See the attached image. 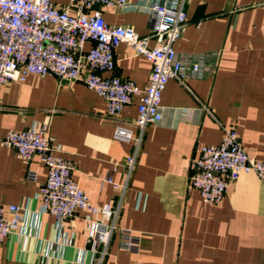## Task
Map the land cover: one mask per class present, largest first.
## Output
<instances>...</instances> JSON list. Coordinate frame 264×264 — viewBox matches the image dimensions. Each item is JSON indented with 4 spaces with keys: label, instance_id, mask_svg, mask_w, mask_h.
<instances>
[{
    "label": "crops",
    "instance_id": "obj_1",
    "mask_svg": "<svg viewBox=\"0 0 264 264\" xmlns=\"http://www.w3.org/2000/svg\"><path fill=\"white\" fill-rule=\"evenodd\" d=\"M152 2L128 0L126 9L102 12L108 24L129 26L144 38L151 35ZM185 9L188 23L175 50L202 70L186 87L169 81L163 124L143 132L136 126L139 97L109 116L106 101L82 82L31 76L0 87V206L24 213L17 233L0 243V264H95L83 213L59 230L41 212L46 167L2 144L10 131L42 125L50 127L58 155L74 164L72 177L90 200L119 207L118 225L141 237L134 254L120 249L115 233L102 264H263L264 183L243 174L221 204L210 206L189 187V175L201 148L218 145L225 129H235L249 156L264 161V0H188ZM115 61L114 75L139 88L148 84L152 65L145 57L121 45ZM119 126L135 139L115 140ZM28 171L37 173L36 182L27 180Z\"/></svg>",
    "mask_w": 264,
    "mask_h": 264
},
{
    "label": "built area",
    "instance_id": "obj_2",
    "mask_svg": "<svg viewBox=\"0 0 264 264\" xmlns=\"http://www.w3.org/2000/svg\"><path fill=\"white\" fill-rule=\"evenodd\" d=\"M187 2L154 0L148 8L151 35L142 38L129 26L108 24L103 16V8L126 9L128 0H70L66 8L53 0H0V87L26 82L31 76L82 82L106 101L109 116L118 117L139 97L136 126L143 132L148 125L163 124L162 99L169 81L175 79L186 87L202 70L199 61L182 58L175 50L188 23ZM88 43L93 45L87 50ZM121 45L151 63L144 88L114 75L115 51ZM114 138L128 143L135 139L131 130L121 126ZM2 144L22 160L38 158L46 167L47 180L39 192L41 212L52 215L59 230L83 213L95 264L103 263L115 233L122 251L140 253L141 237L118 225L120 208L111 203L95 205L74 181L75 166L58 155L48 125L10 131ZM135 163V155L127 160L129 171ZM243 174H255L264 183V161L249 156L235 129H225L218 145L202 147L191 161L189 187L199 191L205 204L216 206ZM37 177L35 171L27 172L28 181L36 182ZM107 182L113 184L111 178ZM23 221L22 207L0 206V243L17 233Z\"/></svg>",
    "mask_w": 264,
    "mask_h": 264
}]
</instances>
